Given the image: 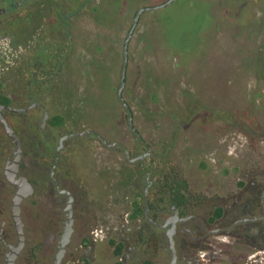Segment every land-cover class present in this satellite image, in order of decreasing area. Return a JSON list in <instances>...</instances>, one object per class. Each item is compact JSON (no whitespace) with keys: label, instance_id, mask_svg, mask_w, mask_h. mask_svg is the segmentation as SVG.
<instances>
[{"label":"rangeland","instance_id":"374dc122","mask_svg":"<svg viewBox=\"0 0 264 264\" xmlns=\"http://www.w3.org/2000/svg\"><path fill=\"white\" fill-rule=\"evenodd\" d=\"M166 1L17 0L4 21L14 23L0 29L9 34H0V104L6 97V105L23 109L35 101L47 113L41 131L37 118H9L25 168L45 172L53 154L48 133L55 144L72 133L59 150L60 172L84 192L74 204L77 218L90 220L93 249L108 248L114 264L122 257L112 250L131 237L125 227H146L147 181L149 204L183 184L178 190L200 201L192 208L198 216L201 203L228 205L254 173H264V0H174L141 12L121 92L128 109L119 101L122 46L135 13ZM66 29L71 50L61 61ZM8 141L0 126V220L9 208L2 174ZM42 194L25 204L26 254L53 231L55 205ZM228 239L208 235L202 264L245 261L247 253L249 264H264L261 250ZM30 260L45 264L40 251Z\"/></svg>","mask_w":264,"mask_h":264},{"label":"flooded vegetation","instance_id":"af4514ba","mask_svg":"<svg viewBox=\"0 0 264 264\" xmlns=\"http://www.w3.org/2000/svg\"><path fill=\"white\" fill-rule=\"evenodd\" d=\"M29 103V107L27 106L23 109L4 105L8 108L6 107L1 111L6 123L12 128L19 140L20 149L21 138L12 125L10 120L12 116L18 115V119V117H26L27 114L30 119L37 118V120L35 119L32 122L39 123L38 128L41 131L47 115L44 106L42 107L35 101H30ZM30 108L34 113L39 112L38 109L41 108L39 117H35L34 113L29 114L28 109ZM0 126L9 140L7 145L9 156L4 158L2 164V174L6 182H8L6 194L9 198V208L7 213H5V217L0 220V264H8L10 258L13 260V264H20V262L22 264H31L30 258L37 257L38 251L44 257L45 264H76V254H87L90 257L89 252H92V244L94 243H92L88 229L92 225L89 223L90 220L84 216L82 219H80L81 216L77 218L74 210V204L78 202L76 197L80 195L81 198L84 192L81 188L76 189V187H70L65 183L67 172H60L61 167L58 162L60 149L65 146L67 140L70 141L72 139V133L59 136V139H55L56 144L51 139L56 138V134L48 133L47 139L53 151L52 161L46 165L47 170L43 166L42 169H45V172H37L35 170L32 171L30 167L28 169L25 168V163L22 161V149L18 165L13 164V160L17 156V146L14 139L6 133L1 122ZM63 137L65 139L61 140ZM59 143H61V147L60 151H57ZM51 148L48 147L49 150ZM8 175L10 180L7 178ZM23 179L27 181L30 187L25 186L27 183L22 182ZM149 185V181H147L143 189L145 201L143 212L146 227L144 228L143 224H139L142 227L138 229L136 226L125 227L126 233L131 235V237L123 238V241L120 240L123 245L121 258L123 264H170L172 252L169 249V236L175 249V264H202L203 259L201 257L204 255L203 252H207L209 248V246L204 244L208 235H225L226 239L230 238L228 239L231 242L229 245L239 247L243 245L246 250L250 246L254 251L261 250V253L264 252V249H261L264 246L263 172L254 173L250 183L246 184V189L240 195H234L228 205L222 202L215 203V201L207 206L201 203L204 213L198 216L192 214V208L196 209L195 204H200V201L198 202L197 199L195 201L193 197L184 195L179 190L172 194L169 191L167 197H159L156 203L149 204L145 200ZM182 185L180 183L179 187ZM19 188L25 192L29 190L28 188L31 190L20 201L19 217L14 219L12 216V200ZM40 192L47 193V195H42L47 196L49 202L51 200L55 205L54 217L49 218L53 231L51 230L49 235L42 234L37 245L35 244V247L31 246L28 249L30 253L26 254L25 250L30 244L26 238L29 226L23 214L26 207L25 204ZM184 196L182 203L175 201L179 198L182 199ZM254 199H257L261 206L256 207L253 203ZM218 207H221L223 212L215 216ZM69 219H71V223H69ZM75 221L80 222L79 228L77 226L78 223ZM121 227H124V225H121ZM19 233L23 237L20 246H18L20 242ZM66 234H68L67 239L65 237ZM86 243L87 245H85ZM62 246L64 247L63 249L61 248ZM200 251L202 252L201 255L199 254ZM247 254L245 255V261L243 259L242 261L239 260V262L238 259H233L228 264H249ZM57 259H59L58 263H56Z\"/></svg>","mask_w":264,"mask_h":264},{"label":"water","instance_id":"95a60500","mask_svg":"<svg viewBox=\"0 0 264 264\" xmlns=\"http://www.w3.org/2000/svg\"><path fill=\"white\" fill-rule=\"evenodd\" d=\"M174 0H167L164 4H161L159 6H155L153 8H149V7H146V8H139L137 10V12L135 13V16L132 20V24H131V27L124 39V42H123V46H122V65H121V70H120V80H119V85H118V88H117V97L119 99V101L122 103V106L126 109H128V106L127 104L124 102L123 98H122V95H121V92H122V89L124 87V84H125V75H126V67H127V59H128V43H129V38L131 37V32H132V29L134 28V26L136 25L137 23V20H138V17H139V14L143 11H146V10H149V9H155V8H158V7H162L163 5H168L170 2H173ZM7 106H4L2 104H0V122L4 128V130L6 131V133L11 136L14 141H15V144L17 146V156L16 158L13 160V164L14 165H18V162H19V155L21 153V149H20V143H19V140L17 139V137L15 136L12 128L6 123L4 117H3V114H2V109L6 108ZM8 108V107H7ZM10 109V108H9ZM12 110V109H10ZM129 115H130V112H129ZM128 123H129V126L131 129H133L132 127V122H131V115L129 116L128 118ZM65 139V137L61 138V140ZM61 147V143H59V147L57 149V151L60 149ZM8 180H10L9 178V175L7 176ZM26 180H22V182L24 183H27V181L25 182ZM25 186H29V184L27 183V185ZM30 187V186H29ZM29 190L27 192H30V188H28ZM25 191H23L22 189H18V191L16 192L12 202H13V218L14 219H18L19 217V214H18V210H19V203L20 201L25 197L26 193ZM69 223H71V219H69ZM68 223V224H69ZM67 224V225H68ZM18 231H19V228H18ZM67 233V231H66ZM21 233H19V238H20V242H19V245L20 246L22 244V240H23V237ZM67 236L68 234L65 235L66 239H67ZM64 245V243H63ZM62 249L64 248L63 246L61 247ZM169 249L171 250L172 252V258H171V262L170 264H175L176 263V256H175V249H174V246H173V241L171 239V237L169 236ZM58 260L57 259V262L58 263ZM8 264H13V260L10 258L9 261H8Z\"/></svg>","mask_w":264,"mask_h":264},{"label":"crops","instance_id":"0c3cea01","mask_svg":"<svg viewBox=\"0 0 264 264\" xmlns=\"http://www.w3.org/2000/svg\"><path fill=\"white\" fill-rule=\"evenodd\" d=\"M13 3H16V6H17L16 8H19L20 4H19V2H17V0H10V1H8V0H4V1L2 0L1 1L0 0V14H3V15H0V25L2 26V27L0 26V29L3 28L6 24L14 23L13 21H9L6 23L4 22L7 19L8 15L11 13L12 7H15V5ZM0 34H2V37L9 36V34L5 31L0 32ZM91 244H88V245L92 246ZM85 245H87V243ZM101 247H102V245H99L97 247V249H92V252H89L90 257L87 254L86 255L85 254L76 255L75 256V260L77 262L76 264H80V262H83V260H85L84 262L90 263V264H114L113 263L114 261L112 259H109L110 255H108V248H104V247L101 248ZM112 251H113V253L116 254V247H114V250H112ZM122 254H123V247L121 249L120 254L118 253L117 255L122 257ZM107 257H108V260L106 259ZM87 260H88V262H87ZM121 262H122V260H121ZM119 263L120 262H118L117 264H119Z\"/></svg>","mask_w":264,"mask_h":264},{"label":"trees","instance_id":"16d2710c","mask_svg":"<svg viewBox=\"0 0 264 264\" xmlns=\"http://www.w3.org/2000/svg\"><path fill=\"white\" fill-rule=\"evenodd\" d=\"M2 1V0H1ZM8 1H10V0H8ZM14 9H16V7H12V10H14ZM68 16V14H65V16H64V18L65 17H67ZM65 32H66V34H65V36H64V41L62 42V43H60L61 45H62V47H60V49H59V54L61 55V58H60V60L61 61H64V57H63V55L64 56H67V53L71 50L70 49V47H71V34H70V30L68 29H66L65 30ZM45 48L46 47H44V49L43 50H41V49H38L37 50V52H40V51H44L45 50ZM47 52V51H46ZM35 57V56H34ZM33 59V58H32ZM65 59H66V57H65ZM35 60L37 61V59H36V57H35ZM29 63H30V61H28ZM57 65V64H56ZM32 81L33 82H39L40 80L38 79V78H36L35 77V74L33 73L32 74ZM37 98H38V96H36L35 94H34V96H33V98L32 99H34V100H37ZM3 102V103H2ZM8 102V99L6 98V97H3L2 98V100H1V104H3V105H6V103ZM58 118V117H57ZM59 120V119H58ZM44 163H45V165L47 164V162H45L44 161ZM178 191V188L177 187H172L171 188V190H170V193L172 194V193H176ZM184 198H185V196L182 198V199H178V200H175L177 203H182V201L184 200ZM253 203H254V205L256 206V207H258V206H261V204L259 203V201L257 200V199H254L253 200ZM223 212V209L221 208V207H218V209H217V211L215 212V216H218V215H220L221 213ZM122 247H123V245H122V243L121 244H119L117 247H116V254H120V252H121V249H122ZM261 249H264V246H262V248ZM147 264H149V263H147Z\"/></svg>","mask_w":264,"mask_h":264},{"label":"built area","instance_id":"2783aa9c","mask_svg":"<svg viewBox=\"0 0 264 264\" xmlns=\"http://www.w3.org/2000/svg\"><path fill=\"white\" fill-rule=\"evenodd\" d=\"M262 253H264V252H262ZM252 257H254V258H255L256 256H255V255H252V256H251V258H252ZM259 257H261L262 259H264V255H262V256H259ZM259 257H258V258H259ZM254 258H253V259H254Z\"/></svg>","mask_w":264,"mask_h":264}]
</instances>
